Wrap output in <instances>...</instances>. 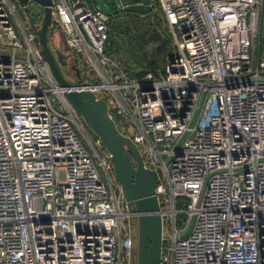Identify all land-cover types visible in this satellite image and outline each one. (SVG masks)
<instances>
[{"label": "built area", "instance_id": "built-area-1", "mask_svg": "<svg viewBox=\"0 0 264 264\" xmlns=\"http://www.w3.org/2000/svg\"><path fill=\"white\" fill-rule=\"evenodd\" d=\"M158 1L177 53L138 79L106 52L110 15L53 0L64 74L160 171L162 264H264V0ZM65 90L0 0V264H132L138 212Z\"/></svg>", "mask_w": 264, "mask_h": 264}, {"label": "water", "instance_id": "water-1", "mask_svg": "<svg viewBox=\"0 0 264 264\" xmlns=\"http://www.w3.org/2000/svg\"><path fill=\"white\" fill-rule=\"evenodd\" d=\"M29 1L33 3L28 5ZM91 2L110 16L121 11L146 13L152 8V4L143 2L117 8H111L107 0ZM18 3L23 7L31 27L37 33L40 51L48 61L59 85L66 88L65 94L70 102L111 153L114 170L122 184L126 202L132 210L138 212V234L132 264H162L163 221L156 190L160 171L145 166L137 144L119 132L109 115L104 99H97L93 91L77 88L67 79L62 68L68 63L65 52L67 49L64 46L63 51L60 48L53 49L50 45V37L58 32V25L51 26L54 21L53 0H18ZM37 19L41 20L40 27H37ZM73 67L79 75V68L75 65Z\"/></svg>", "mask_w": 264, "mask_h": 264}, {"label": "trees", "instance_id": "trees-1", "mask_svg": "<svg viewBox=\"0 0 264 264\" xmlns=\"http://www.w3.org/2000/svg\"><path fill=\"white\" fill-rule=\"evenodd\" d=\"M17 1V0H14ZM111 8L120 6V2L124 4L144 2L152 4V8L146 12L136 11H121L110 16L113 31L117 32L121 37L126 38L127 42L134 48V53L139 55L144 51V47L148 43H158L157 49H152L147 52L146 63L144 68L139 71H133L131 68L120 65L124 70L133 77L142 78L148 72L159 74L164 70L167 62L174 58L177 53L176 44L173 38L172 31L161 9L158 0H107ZM160 15L158 11H160ZM125 18L121 19L120 17ZM140 28L142 30L140 31ZM112 41V42H111ZM114 46V42L109 34L106 52L114 57L110 49ZM131 50L133 51V48ZM115 58V57H114ZM139 58V57H138ZM116 59V58H115ZM117 60V59H116Z\"/></svg>", "mask_w": 264, "mask_h": 264}, {"label": "rangeland", "instance_id": "rangeland-1", "mask_svg": "<svg viewBox=\"0 0 264 264\" xmlns=\"http://www.w3.org/2000/svg\"><path fill=\"white\" fill-rule=\"evenodd\" d=\"M89 1H91V0H89ZM120 3H121L120 6L126 5V4H124V2H120ZM160 12H161V10L158 11L159 15H160ZM19 14L21 16L20 11H19ZM120 18L123 19L125 17L122 16ZM22 19H23V17H22ZM109 27H110L111 39L114 42V46L110 49V51L112 52L114 57L117 59V61L119 63H121L122 65L125 64L127 67L131 68V70H133V71L142 70L144 68L143 67L144 64L146 63L147 52H149L152 49H157L158 43L146 44L144 47L145 48L144 51L141 53H138L139 55H136V53H134V48L132 47V45H130L127 42V39L121 37L116 31L115 32L113 31L112 22H110V20H109ZM141 30H142V28H140V31ZM59 38H60L61 42H59ZM50 45L53 49L60 48L62 51L64 50V47H66L67 51H65V52H66L67 57H68V63H67V65H65V69L68 71L69 66H71V64L73 63V58L69 54L71 51V47L69 45L68 36H67L63 27L59 26L57 34L50 37ZM130 46L133 48V51L131 50ZM125 65H123V66H125ZM70 79H73V77ZM88 131L90 132V134H92V129L90 128V126H89ZM133 223H134L133 231H134V234L136 235V240H137L138 220L137 221L133 220ZM192 227H193V224L190 225L183 232V235H187L191 231ZM136 240H134L135 244H136Z\"/></svg>", "mask_w": 264, "mask_h": 264}, {"label": "flooded vegetation", "instance_id": "flooded-vegetation-1", "mask_svg": "<svg viewBox=\"0 0 264 264\" xmlns=\"http://www.w3.org/2000/svg\"><path fill=\"white\" fill-rule=\"evenodd\" d=\"M36 24H37V27H40V26H41V20H40V19H37ZM51 26H52V27L54 26L53 21H52V23H51ZM63 66H65V65H63ZM63 66H62V68H63Z\"/></svg>", "mask_w": 264, "mask_h": 264}]
</instances>
